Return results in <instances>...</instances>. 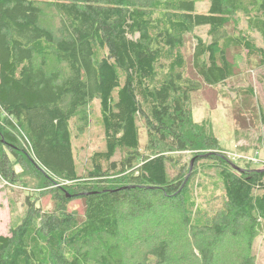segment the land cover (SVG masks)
<instances>
[{
    "label": "trees",
    "instance_id": "16d2710c",
    "mask_svg": "<svg viewBox=\"0 0 264 264\" xmlns=\"http://www.w3.org/2000/svg\"><path fill=\"white\" fill-rule=\"evenodd\" d=\"M199 1L0 0V179L14 185L25 171L35 187L22 218L0 234V264H255L264 166L233 162L208 120L194 119L191 96L234 76L241 51L264 66V45L250 35L264 43V0H206V12ZM238 12L245 30H234ZM202 25L210 39L194 35L198 80L187 73L183 44ZM94 99L104 147L81 172L73 129L89 126ZM187 150L195 151L188 170L171 174L168 152ZM199 160L212 174L198 180ZM197 186L208 191L204 206ZM45 195L50 210L38 203ZM75 199L81 217L68 208ZM164 213L186 227L176 239L160 237ZM143 220L152 227L133 240L123 226Z\"/></svg>",
    "mask_w": 264,
    "mask_h": 264
},
{
    "label": "rangeland",
    "instance_id": "374dc122",
    "mask_svg": "<svg viewBox=\"0 0 264 264\" xmlns=\"http://www.w3.org/2000/svg\"><path fill=\"white\" fill-rule=\"evenodd\" d=\"M209 7L208 1H199L196 3V10L198 12H206ZM239 23L237 29L245 30L246 22L243 12H238ZM208 26H197L191 33L184 35L183 54L186 58L187 73L196 79L197 76L191 66V57L195 44L194 35L200 36L203 40L210 39L208 33ZM254 42L263 46L264 43L260 35L256 32H250ZM199 80V79H198ZM202 83V81H201ZM251 88L252 94L245 93V89ZM191 106L193 109V117L196 121L203 119L208 120L213 133L218 137L221 148L231 156L233 162L243 167L262 168L264 166V66H260L252 58L245 56L244 51H241L240 60H238V69L234 76L227 79L225 82L217 85H207L202 83L201 89L192 93ZM100 106L99 100L94 99L90 104V119L89 126L83 133L77 134L73 129L74 135L72 140L73 154L75 162L81 172L84 171L87 165V159L92 152L104 147L103 128L100 124ZM140 146L144 151L146 143V133L143 127L140 129ZM16 134L19 137L18 131ZM195 151H172L168 152L172 158L168 164V169L171 174L182 171L185 167L189 168V163L193 161V154ZM13 157V156H12ZM13 160V158H12ZM204 160V159H203ZM202 160L194 163V174L197 179L205 177V172L212 174V170L204 169ZM193 167V166H192ZM15 172L19 173L23 169L20 165H14ZM191 170V169H190ZM29 174L25 171L17 176L18 181L14 185H8L6 181L0 179V234H8V229L14 226L24 215V202L28 194L33 193L35 187L33 182L29 181ZM203 180V179H202ZM209 188L212 187L211 182ZM31 183V184H30ZM58 185V184H57ZM204 188L197 186L196 192L198 194V203L203 206L208 198L207 194L203 193ZM214 193L217 198L215 202L218 204L221 200L222 190L220 187H215ZM205 194V195H204ZM205 200V201H204ZM45 210H50L53 207L54 200L51 195H45L39 198L38 202ZM37 204V203H36ZM207 204V203H206ZM219 206V205H218ZM69 209L76 210L78 216L83 214V201L75 199L68 204ZM164 218H160L159 222L167 227L163 228L165 233H161L160 237L175 238L173 233L177 230H185L184 225H180L179 218L172 216L169 213L163 214ZM149 222V221H148ZM147 220L139 223H128L123 227L133 237L137 238L138 232L144 226H150ZM145 223V225H143ZM152 227V226H150ZM147 231L148 234L157 235L158 229ZM237 242V241H236ZM177 246V245H176ZM236 247H240V242L236 243ZM193 248V247H192ZM231 246L226 248L230 250ZM195 248H193L194 250ZM252 252L255 256V264H264V226L260 227L257 236L253 239ZM222 254V255H221ZM221 261L225 256L221 250L218 256ZM217 263V261H216ZM220 264V262L218 263Z\"/></svg>",
    "mask_w": 264,
    "mask_h": 264
}]
</instances>
